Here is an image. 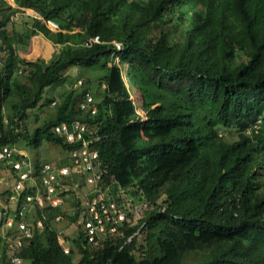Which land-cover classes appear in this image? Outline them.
Masks as SVG:
<instances>
[{"label":"trees","instance_id":"obj_1","mask_svg":"<svg viewBox=\"0 0 264 264\" xmlns=\"http://www.w3.org/2000/svg\"><path fill=\"white\" fill-rule=\"evenodd\" d=\"M14 1L0 0V151L24 141L37 150L31 161L40 170L42 147L56 145L67 154L58 165H66L81 144L67 143L55 127H94L87 142L99 154L98 187L127 219L90 243L79 222L84 197H72L70 214L64 208L68 189L87 176L71 174L60 207L34 203L27 213L33 233L20 250L11 252L0 234V264H13L15 255L25 264H74L71 243L81 253L77 264H264V0ZM16 7L41 18L21 14L27 31L17 32ZM103 28L109 35L97 34ZM37 33L60 47L47 68L19 55ZM73 69L85 78L65 87ZM89 72H99L96 114L90 104L81 107L94 82ZM52 103L54 113L30 132L31 113ZM7 168L0 161V177ZM14 193L0 191L2 223L15 214L8 204ZM59 213L77 225L76 235L56 226Z\"/></svg>","mask_w":264,"mask_h":264},{"label":"built area","instance_id":"obj_2","mask_svg":"<svg viewBox=\"0 0 264 264\" xmlns=\"http://www.w3.org/2000/svg\"><path fill=\"white\" fill-rule=\"evenodd\" d=\"M94 41H99V38H94ZM82 82L80 81V84ZM85 101L81 102V107L84 108L90 104L92 114H96L97 107L94 99L90 94H87ZM55 131L63 137L67 143L81 144L80 148L71 150L69 157L70 163L66 165H58L51 162H46L41 165L40 170H36L35 164L31 161L28 155L13 146H4L0 151V161H5L10 168L7 170L8 175L5 178L0 177V183L6 185V189L11 188L15 193L10 197L17 201V207L14 215H8L3 224L7 229L16 227L19 235L16 237H8L9 249L11 252L20 250L22 239L30 237L33 233V227L28 218L27 213L32 211L34 203L43 207L46 203L52 206L60 207L63 203V197L60 191L65 189L63 184L64 177L71 174L87 173L85 184L83 187L91 188L84 196V210L79 222L84 224L85 230L89 237V242L98 244L101 237L107 234L116 232L117 225L127 219V214L122 205L107 197L106 192L98 187V181L102 177V173L95 170L97 164L98 151L90 148L87 137L95 133V128L88 124L75 121L72 124L63 123L55 127ZM31 191L25 193L27 189ZM20 199H23V205L19 207ZM6 212L1 211L2 217ZM63 214L56 215L55 220L60 221ZM39 227L43 226L41 220L37 221ZM108 226L110 229L108 230ZM59 242L64 244V240L59 237ZM66 253H69L70 248L63 245ZM13 264H25L26 261L19 256H14Z\"/></svg>","mask_w":264,"mask_h":264},{"label":"rangeland","instance_id":"obj_3","mask_svg":"<svg viewBox=\"0 0 264 264\" xmlns=\"http://www.w3.org/2000/svg\"><path fill=\"white\" fill-rule=\"evenodd\" d=\"M8 4H11L12 6H14L15 4H13L10 0H6ZM17 9V14L16 16H14V20L16 22V30L17 32H26L27 28H22L21 27V18L19 17L21 14H29V15H37L34 11L29 10V9H24V8H18ZM43 23H46V20L42 19ZM31 24V23H30ZM90 23H87V26H89ZM87 26L77 29V28H73L71 31L72 32H76V31H82V32H86L87 31ZM9 32H13L12 28L9 27ZM110 30L108 28H103L101 31L97 32L98 35H109ZM41 41V45L38 47L35 45L34 48H32L29 52H27V47L29 46V44L31 42L34 41ZM28 46L25 47V49H19L20 51H24L25 53H19L20 56L24 57V59L32 64H37L42 66L43 68H47L50 64H52L53 62H55L57 60V56L58 53L60 52V47H57L51 40H49L47 37H45L43 34L41 33H37L36 35H33L32 37H30V39L28 40ZM37 44V43H36ZM36 47V49H35ZM117 62H120L121 66L123 67V69H125L126 67V63H124V61H120V59H116ZM89 76L91 77L93 84H92V89H91V96L94 99L95 102V91L97 90V77L99 75V72H89L88 73ZM125 75V73H124ZM71 81L70 83H68V85H64L65 87L68 88H76V87H80V81L82 82L83 79L85 78L84 76L80 75L79 72L76 69H73L71 71ZM126 77V75H125ZM63 88V85H58V86H53L51 88V94H57L60 92V90ZM57 104L52 103L51 106L45 107L43 110H35V112L31 113L30 115V119H29V123H28V130L30 132H32L34 130V128H36L38 125H40L43 121V119L46 118V114L48 113H54L55 109H56ZM141 116V118L143 120H146V116L145 114H143L141 111L138 112ZM234 131V130H233ZM236 131V130H235ZM229 135V134H228ZM144 136L147 138L148 137V132L146 129H144ZM18 148H20L19 150L22 151L23 153H25L26 155H28L30 157V159L32 161L35 160L36 158V154H37V150L34 148H28L26 147V144L24 141L19 142L18 143ZM17 148V149H18ZM24 149V150H21ZM41 157L44 161L46 162H51V163H55V164H61L64 163V161H66V157L67 154L66 152L63 150L62 147L60 146H56V145H51V144H46L45 146L42 147L41 149ZM151 164H153V158L151 159ZM6 175L8 174H4L3 176H1L2 178H5ZM77 181H79V178H75ZM86 185V184H84ZM68 188V187H67ZM6 189V185L4 183H0V191H4ZM91 191L90 187L86 186V189L83 186H76L75 189H73V191H70L68 189L67 191V197H69L64 204V208L66 209L67 213L70 214L71 212L75 211V203L71 200L73 196H75L76 194L84 197L85 199V194ZM5 203L4 200H0V204ZM10 204V206L12 207V209H16L17 207V201L16 200H11L8 203ZM141 207H137L134 209V213L136 214H141ZM0 218H1V210H0ZM56 226H58V228H60L61 230L64 231V233L66 235H71L72 237L74 235H76V227L77 225L74 224L72 222V220L65 215L64 218L61 219L60 222L56 223ZM8 230L6 228V226L1 223V219H0V234L2 236H7L8 238V234H7ZM72 248V261L74 264H77L80 257H81V253L78 251L77 247H75L72 243L69 245ZM67 246V247H69ZM69 247V248H70Z\"/></svg>","mask_w":264,"mask_h":264},{"label":"crops","instance_id":"obj_4","mask_svg":"<svg viewBox=\"0 0 264 264\" xmlns=\"http://www.w3.org/2000/svg\"><path fill=\"white\" fill-rule=\"evenodd\" d=\"M37 43V44H36ZM37 46V49H38V47L41 45V41L39 40V41H34V42H31L30 44H29V46L27 47V52H29L32 48H34V46ZM35 49H36V47H35ZM21 53H25L24 51H20ZM19 52V53H20ZM22 57V56H21ZM58 57V56H57ZM23 59H24V57H22ZM25 60V59H24ZM26 61V60H25ZM26 62H28V61H26ZM28 63H30V62H28Z\"/></svg>","mask_w":264,"mask_h":264},{"label":"water","instance_id":"obj_5","mask_svg":"<svg viewBox=\"0 0 264 264\" xmlns=\"http://www.w3.org/2000/svg\"><path fill=\"white\" fill-rule=\"evenodd\" d=\"M13 4H15V1L14 0H10ZM36 13V12H35ZM37 15H35V16H37V17H39V18H41L40 17V15L38 14V13H36ZM47 22V25L49 26V27H51L53 30H58L59 28H58V26L55 24V23H53L52 21H50V20H47L46 21Z\"/></svg>","mask_w":264,"mask_h":264}]
</instances>
